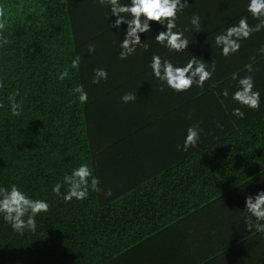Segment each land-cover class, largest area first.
Returning <instances> with one entry per match:
<instances>
[{"label": "trees", "instance_id": "trees-1", "mask_svg": "<svg viewBox=\"0 0 264 264\" xmlns=\"http://www.w3.org/2000/svg\"><path fill=\"white\" fill-rule=\"evenodd\" d=\"M188 2L174 31L190 29L193 14L202 31L184 32L187 50L157 44L166 29L152 23L140 34L150 47L122 60L127 25L110 28L115 16L107 19L98 0H0L9 40L0 48V186L17 184L50 205L35 232L21 235L0 218V264H202L179 221L264 172V86L260 109L243 108V119L232 115L240 105H225L211 80L202 89L160 91L149 67L154 54L176 66L193 55L205 62L221 53L215 37L248 15L249 0ZM248 23L257 21L249 16ZM65 68L68 78L58 79ZM96 68L108 78L92 84ZM77 85L87 103L72 93ZM17 90L19 117L8 101ZM126 92L136 100L123 103ZM197 122L196 147L178 150ZM80 164L93 168L102 191L64 202L52 188Z\"/></svg>", "mask_w": 264, "mask_h": 264}, {"label": "clouds", "instance_id": "clouds-1", "mask_svg": "<svg viewBox=\"0 0 264 264\" xmlns=\"http://www.w3.org/2000/svg\"><path fill=\"white\" fill-rule=\"evenodd\" d=\"M102 7L109 9V16H115V20L109 23L110 28L120 29L122 24H126V34L120 42L119 58L126 60L133 55L137 48L147 50L150 45L141 40V33L151 32L152 23H158L164 26L166 30L159 31L154 40L160 46L166 48L170 53H181L187 50L190 43L184 35L185 31L200 32L201 22L198 14H193L190 18V29L176 30V21L179 14L189 6L188 0H127L122 3L121 0H98ZM245 11L248 15H241L236 24L230 25L221 34L215 37V44L221 48V54L225 57L235 54L240 50L241 41L246 40L252 34L264 30V0H249ZM249 16L257 23L249 24ZM7 25L5 23V10L0 7V48L9 44L8 38L4 35ZM95 45L89 44L87 51L95 52ZM261 55H264V45L258 49ZM81 54L76 55L71 61L72 68H79ZM256 57L251 58L252 62L245 66L246 71L251 73L253 62ZM153 77L160 81V91L165 87L174 92H186L193 85L203 88L205 82L212 78L215 72V62H212L211 68L204 62L198 60L193 55L183 66L174 65L171 60L163 59L161 56L154 54L149 63ZM94 75L92 84H98L101 80H107L108 73L106 69L96 68L93 70ZM69 71L65 68L59 73L58 79L68 78ZM232 80L236 81V90L231 93V100L240 107L232 110V115L239 119L245 117L243 108H249L258 111L260 109V92L255 90V82L251 75L240 76L239 73L232 74ZM4 87V82L0 80V88ZM73 94H78V100L81 104L87 103L88 94L83 85H77L72 89ZM19 90L8 95L11 114L13 116L22 115V104L17 101ZM218 95L225 98L229 97V90L223 89ZM137 93L126 92L121 96V101L125 104L136 100ZM4 104L0 103V108ZM203 131L199 123L190 125L186 130V137L183 145H177L178 150L188 151L194 148L200 139V133ZM99 177L93 175V168L88 164H80L78 167L66 173L63 182H57L52 191L57 197H61L64 202L87 199L89 191L100 193ZM67 186L65 192H61L63 186ZM104 195L110 197L112 190L109 188L104 191ZM50 205L43 199H35L23 192L17 184L10 187L0 186V218L10 225L14 232L21 235L25 231H36V217L42 213H47ZM247 216L244 224L248 230H255L257 233L264 234V190L257 192L254 196L248 194L245 198V208L243 209Z\"/></svg>", "mask_w": 264, "mask_h": 264}, {"label": "crops", "instance_id": "crops-1", "mask_svg": "<svg viewBox=\"0 0 264 264\" xmlns=\"http://www.w3.org/2000/svg\"><path fill=\"white\" fill-rule=\"evenodd\" d=\"M240 43V50L235 54L225 57L219 53L205 61L209 69L215 62V72L210 80L217 93L225 88L229 90V97L219 95L225 105L233 103L231 93L236 90L233 73H239L241 77L251 75L255 90L264 86V55L258 52L264 45V30ZM253 56L256 57L254 70L248 73L245 66L252 62ZM261 190H264V172L179 221L185 239L202 264L264 262V234L245 227L247 213L243 210L246 196H254Z\"/></svg>", "mask_w": 264, "mask_h": 264}, {"label": "rangeland", "instance_id": "rangeland-1", "mask_svg": "<svg viewBox=\"0 0 264 264\" xmlns=\"http://www.w3.org/2000/svg\"><path fill=\"white\" fill-rule=\"evenodd\" d=\"M255 177H256V176H255ZM255 177H253V178H255ZM247 182H248V181H247ZM250 237H251V236H248V238H250ZM248 238H247V239H248Z\"/></svg>", "mask_w": 264, "mask_h": 264}]
</instances>
